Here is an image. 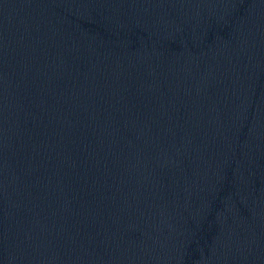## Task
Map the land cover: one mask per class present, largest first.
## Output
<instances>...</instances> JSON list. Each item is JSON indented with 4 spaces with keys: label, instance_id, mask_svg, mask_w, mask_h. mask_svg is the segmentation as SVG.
<instances>
[{
    "label": "water",
    "instance_id": "95a60500",
    "mask_svg": "<svg viewBox=\"0 0 264 264\" xmlns=\"http://www.w3.org/2000/svg\"><path fill=\"white\" fill-rule=\"evenodd\" d=\"M0 264H264V0H0Z\"/></svg>",
    "mask_w": 264,
    "mask_h": 264
}]
</instances>
